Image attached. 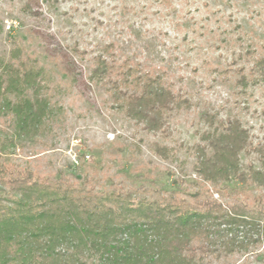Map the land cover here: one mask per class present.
<instances>
[{
	"label": "trees",
	"instance_id": "1",
	"mask_svg": "<svg viewBox=\"0 0 264 264\" xmlns=\"http://www.w3.org/2000/svg\"><path fill=\"white\" fill-rule=\"evenodd\" d=\"M223 32L219 41L231 52L237 85L246 90L263 83L264 44L239 23ZM117 49L109 42L95 51L89 80L106 85L115 108L137 125L167 133L170 115L189 109L190 98L160 68L120 61ZM52 82L48 69L12 39L9 57L0 56V264H216L264 244V142L239 117L202 111L200 141L181 144L195 156L200 187L179 176L172 190L99 191L12 158L18 139L55 137L66 126ZM176 148L154 145L165 159L174 158ZM242 152L250 157L245 163ZM232 182L258 192L251 200L222 199Z\"/></svg>",
	"mask_w": 264,
	"mask_h": 264
},
{
	"label": "rangeland",
	"instance_id": "2",
	"mask_svg": "<svg viewBox=\"0 0 264 264\" xmlns=\"http://www.w3.org/2000/svg\"><path fill=\"white\" fill-rule=\"evenodd\" d=\"M0 19V56L9 57L14 39L36 57L52 75V100L62 102L68 114L59 135L17 140L12 158L31 161L43 175L61 173L99 191L172 190L180 176L196 189L195 156L181 144L200 141L197 131L205 127L200 114L206 110L239 117L264 142V82L241 89L229 66L231 52L219 41L224 29L239 23L264 44V0H0ZM109 42L117 45L120 61L160 68L190 98L189 109L170 115L167 133L137 125L115 108L106 85L89 80L95 51ZM156 143L177 147L174 158L158 155ZM249 158L241 153L242 162ZM257 192L232 182L222 199L251 200ZM215 263L264 264V244Z\"/></svg>",
	"mask_w": 264,
	"mask_h": 264
},
{
	"label": "built area",
	"instance_id": "3",
	"mask_svg": "<svg viewBox=\"0 0 264 264\" xmlns=\"http://www.w3.org/2000/svg\"><path fill=\"white\" fill-rule=\"evenodd\" d=\"M89 156L87 155V158H88Z\"/></svg>",
	"mask_w": 264,
	"mask_h": 264
}]
</instances>
